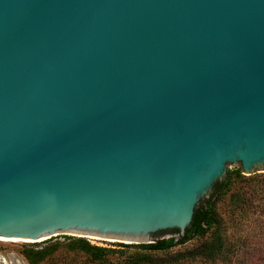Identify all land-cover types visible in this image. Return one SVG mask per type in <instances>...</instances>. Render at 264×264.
<instances>
[{
	"label": "water",
	"instance_id": "water-1",
	"mask_svg": "<svg viewBox=\"0 0 264 264\" xmlns=\"http://www.w3.org/2000/svg\"><path fill=\"white\" fill-rule=\"evenodd\" d=\"M233 164L264 171V0H0V239L182 236Z\"/></svg>",
	"mask_w": 264,
	"mask_h": 264
},
{
	"label": "trees",
	"instance_id": "trees-1",
	"mask_svg": "<svg viewBox=\"0 0 264 264\" xmlns=\"http://www.w3.org/2000/svg\"><path fill=\"white\" fill-rule=\"evenodd\" d=\"M227 195L235 210H249L256 205L259 208L256 212L263 213L264 172L246 175L240 167L229 169L225 178L217 181L209 195L201 200L191 225L182 236L175 229L167 231L173 234L171 237H162L166 234L162 232L153 243H120L122 248L116 249L93 244L86 237L60 235L70 240V252L81 255V261L75 259L68 264H212L228 261L234 254L235 247L244 242L246 237L240 236L234 242L227 235L218 209L219 202ZM256 200H259L258 204L252 203ZM53 238L43 242H49ZM195 239L198 242L192 247L176 250L178 246ZM38 243L30 244L23 251L30 264H43L52 260L59 248L56 243L36 248Z\"/></svg>",
	"mask_w": 264,
	"mask_h": 264
},
{
	"label": "rangeland",
	"instance_id": "rangeland-1",
	"mask_svg": "<svg viewBox=\"0 0 264 264\" xmlns=\"http://www.w3.org/2000/svg\"><path fill=\"white\" fill-rule=\"evenodd\" d=\"M239 167L240 165L233 164L230 166V169ZM263 172L264 171H261L259 167L251 171L252 174ZM238 186L240 185H237V187ZM252 203L258 204L259 200ZM218 209L230 239L234 242L236 239H239L240 236H244L246 239L244 242L240 243L239 246L235 247V252L228 258V261H218L212 264H264V212H256V209H259L256 205L252 206L249 210H235L230 203L229 195L219 202ZM88 239H90L93 244L116 249L122 248V246L119 245L120 242L117 241L92 237ZM197 242V239L192 240L186 245L178 246L176 250L192 247ZM55 243L59 245V248L53 254V259H49V261H45L43 264H68V262L75 259L78 260V262L81 261V255L70 252V247L68 246L70 240L63 236H56L49 242H39L36 248H44ZM30 244H32V242L0 239V263L30 264L23 252L26 247H30Z\"/></svg>",
	"mask_w": 264,
	"mask_h": 264
},
{
	"label": "bare ground",
	"instance_id": "bare-ground-1",
	"mask_svg": "<svg viewBox=\"0 0 264 264\" xmlns=\"http://www.w3.org/2000/svg\"><path fill=\"white\" fill-rule=\"evenodd\" d=\"M2 239H5V238H2ZM12 240H19V239H12ZM0 264H3V262H1ZM5 264V263H4Z\"/></svg>",
	"mask_w": 264,
	"mask_h": 264
}]
</instances>
